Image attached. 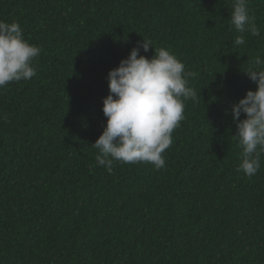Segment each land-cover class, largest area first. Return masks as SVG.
I'll return each mask as SVG.
<instances>
[{
    "label": "trees",
    "instance_id": "trees-1",
    "mask_svg": "<svg viewBox=\"0 0 264 264\" xmlns=\"http://www.w3.org/2000/svg\"><path fill=\"white\" fill-rule=\"evenodd\" d=\"M247 7L260 35L235 46L233 0H0V21L42 49L34 77L0 88V264H264V153L256 175L237 171L231 114L264 60V0ZM143 37L193 73L198 99L165 168L109 173L91 145L107 74Z\"/></svg>",
    "mask_w": 264,
    "mask_h": 264
},
{
    "label": "clouds",
    "instance_id": "clouds-1",
    "mask_svg": "<svg viewBox=\"0 0 264 264\" xmlns=\"http://www.w3.org/2000/svg\"><path fill=\"white\" fill-rule=\"evenodd\" d=\"M248 0H233L230 24L240 35L233 44H246L245 34L259 36L260 30L250 15ZM151 40L143 37L127 57L107 74L109 93L103 98L102 111L107 118L102 133L91 144L98 150L96 162L109 173L114 162H149L156 170L166 167L162 153L173 143L172 133L184 119L185 101H197L196 91L188 86L185 65L167 49L148 52ZM42 49L24 38L18 22L0 21V88L9 82L30 80L36 75L33 60ZM243 72L257 85L234 103L231 114L240 146L237 171L251 178L261 167L264 153V60L259 56ZM246 118L240 119L241 114ZM6 119V116H0Z\"/></svg>",
    "mask_w": 264,
    "mask_h": 264
}]
</instances>
